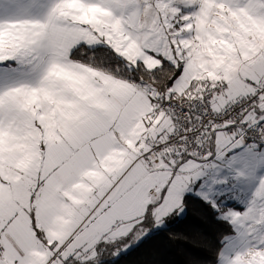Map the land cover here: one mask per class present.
Listing matches in <instances>:
<instances>
[{
    "label": "snow or ice",
    "instance_id": "6c2138e0",
    "mask_svg": "<svg viewBox=\"0 0 264 264\" xmlns=\"http://www.w3.org/2000/svg\"><path fill=\"white\" fill-rule=\"evenodd\" d=\"M193 197L264 264V0H0V264H117Z\"/></svg>",
    "mask_w": 264,
    "mask_h": 264
},
{
    "label": "trees",
    "instance_id": "16d2710c",
    "mask_svg": "<svg viewBox=\"0 0 264 264\" xmlns=\"http://www.w3.org/2000/svg\"><path fill=\"white\" fill-rule=\"evenodd\" d=\"M227 227L208 206L190 198L183 218L121 255L117 264H216L217 241Z\"/></svg>",
    "mask_w": 264,
    "mask_h": 264
},
{
    "label": "rangeland",
    "instance_id": "374dc122",
    "mask_svg": "<svg viewBox=\"0 0 264 264\" xmlns=\"http://www.w3.org/2000/svg\"><path fill=\"white\" fill-rule=\"evenodd\" d=\"M184 216H185V214H184L182 217H178V218H180V219H181V218H183ZM134 248H135V247H134ZM129 251H130V250H129ZM127 253H128V252H127Z\"/></svg>",
    "mask_w": 264,
    "mask_h": 264
},
{
    "label": "crops",
    "instance_id": "0c3cea01",
    "mask_svg": "<svg viewBox=\"0 0 264 264\" xmlns=\"http://www.w3.org/2000/svg\"><path fill=\"white\" fill-rule=\"evenodd\" d=\"M174 219H175V218H174ZM174 219H173V220H174Z\"/></svg>",
    "mask_w": 264,
    "mask_h": 264
}]
</instances>
